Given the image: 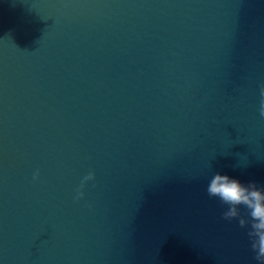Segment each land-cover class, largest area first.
<instances>
[{
  "label": "water",
  "instance_id": "95a60500",
  "mask_svg": "<svg viewBox=\"0 0 264 264\" xmlns=\"http://www.w3.org/2000/svg\"><path fill=\"white\" fill-rule=\"evenodd\" d=\"M262 102L264 0H0V264H262Z\"/></svg>",
  "mask_w": 264,
  "mask_h": 264
},
{
  "label": "clouds",
  "instance_id": "9594fccd",
  "mask_svg": "<svg viewBox=\"0 0 264 264\" xmlns=\"http://www.w3.org/2000/svg\"><path fill=\"white\" fill-rule=\"evenodd\" d=\"M260 115L264 117V102L260 107ZM39 173H36L38 177ZM95 173L90 172L84 182L94 179ZM83 187V182L81 184ZM210 197H218L222 204L228 205L223 213L225 219L239 218L240 227H248V235L252 238V248L256 259L264 264V187L255 181L242 182L227 173L216 172L207 186ZM84 193L79 192V196ZM79 198V197H78ZM241 206L247 209V215L241 214Z\"/></svg>",
  "mask_w": 264,
  "mask_h": 264
}]
</instances>
